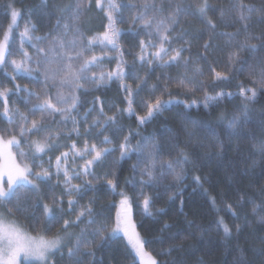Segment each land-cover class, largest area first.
Masks as SVG:
<instances>
[{
  "label": "trees",
  "instance_id": "1",
  "mask_svg": "<svg viewBox=\"0 0 264 264\" xmlns=\"http://www.w3.org/2000/svg\"><path fill=\"white\" fill-rule=\"evenodd\" d=\"M9 0H2L0 2V39L10 22V15L6 14L2 4L8 3ZM78 0H14L15 8L21 10V17L18 18L17 26L13 28V33L10 37L8 51L11 55L6 57L7 61L21 60L20 51V36L19 33L24 30L26 24H35V35H44L49 33L56 23L57 18L61 15L58 10L66 4L75 5ZM105 7L107 0H103ZM117 3L123 5L120 13L117 15L116 27L121 30V35L118 39L120 50L123 52V64L125 70V77L123 81L112 80L98 89L92 83H86L88 92H81L80 107L78 109L79 115L92 107V102L95 98L103 101V109L105 116L113 114L117 115L116 125L110 126L102 131L100 129H93L91 134L87 137L83 136V130L91 121L99 115L100 103H96L95 110L89 115L87 122H81V137L77 138L73 135L70 139L61 138V147L54 149L52 152L42 157L43 166L48 167L49 157L52 158V163H55V157L61 152L68 151L67 145L76 141L78 147H83L85 140L89 144L97 143L101 147L119 146L123 137L130 132L133 133L131 137V145L134 147L137 141L142 137H152L151 143H158L160 145L159 159L169 160L174 158L179 145L180 149H184L190 158V163L183 165V179L175 180L171 173L167 174L154 185L141 186L139 181L141 179L139 169L143 168V157H137L132 154L129 158L119 160V151L107 156L102 164H98L94 168L95 178L92 176L87 179L93 180L96 185V191H87L76 197L78 204L75 210L68 212V196L63 195V219H75L76 213L82 206L94 199L93 205L95 213H102L98 215L97 220L106 221L111 227L115 222V216L119 205L120 196L112 194L107 188L106 181L114 180L117 183V191L123 190L132 198V220L136 224V231L140 237L148 241L145 243V251L151 253L158 261L176 260L177 264H234L240 253L237 251V246L245 249V256L253 262V264H261L251 249L264 246V224L259 222L260 217L264 216V209L258 210L257 214L252 213V208L255 204H259L264 197H262L260 190L264 188V160L256 154L252 145L264 137V128H261V121H264V115L261 111L264 110V93H261L257 102L252 106L254 111L250 113V123L245 126V133L239 138H232L231 141L227 135V120L234 114H239L241 98L238 95L231 97L225 96L220 101L210 105L207 109L203 106L204 90L209 94L215 95L217 92L237 93L239 91L238 84H243L247 87H255L250 82L249 68L245 66L244 71H237L239 65H231L228 62V55L233 48H230L226 43L227 37L220 36L221 32H236L241 29L238 21L234 17V5L239 0H209V3L216 9L209 11L208 16L216 23V28L207 29L205 24L196 16L182 15L180 23L174 27L171 33L173 37L181 30L187 32V35L181 39H173L171 49L186 47L188 50L182 53L184 58H188L190 63L187 68L183 63L173 64L167 67H160L153 64L149 67L147 64H140L136 59L140 53L139 42L141 40L148 41L151 39L158 44L155 34L149 36L146 29L139 27V21L133 23L132 17L141 9L138 7L142 0H116ZM159 2V0H157ZM178 0H172L173 5ZM201 0H182L183 6L191 5L193 8ZM245 4H254L260 6L264 4V0H243ZM137 5L136 8L128 7L127 5ZM165 6H168V0H165ZM226 10L225 22L220 20L219 9ZM151 12L149 11V15ZM65 20L68 18V13L63 14ZM82 31L85 36H94L102 33L104 25L107 24V19L104 11L97 9L95 0H91V7L87 9L81 17ZM65 21H62V23ZM249 32L256 35L264 34V21L259 19L257 13L252 14L251 26ZM55 32H53V35ZM246 33L241 29L240 35L236 40H243ZM71 33L69 34V38ZM51 36L49 37V40ZM211 39V48L208 50L207 60L202 58L205 49L203 45L206 41ZM48 40L39 43V47L46 48ZM261 41L254 40L252 43L259 44ZM33 43H36L33 41ZM235 43V41L233 42ZM24 49L35 56V50L24 44ZM152 48L149 51H155ZM107 53L108 56L115 57L117 53L109 48L95 47L92 52L86 55H102ZM172 52H169L171 55ZM243 59L248 61L251 65L256 58L264 57V49L249 54L242 52ZM167 59V57H165ZM118 59L105 58L98 67L91 69V72L99 73L100 71H112L116 68ZM200 67L203 75H197V79L202 83L203 88H198L194 92H189L184 88L178 87L177 81L185 74L188 77L193 76L194 67ZM215 71L227 73L231 79L228 81H218L215 85L211 83L213 73ZM14 74L10 63L0 67V90L4 88L13 89L14 84L27 86L36 91H41L42 85L34 83L30 78L17 75L16 80L10 79V75ZM146 79V83L142 88L135 92L134 114L129 115L127 112H120V109L128 107L125 97L127 93L121 87V84L131 86L133 90L136 85ZM156 85L155 91L152 86ZM167 86L168 91H165ZM191 87V85H189ZM56 89H50V93L54 96ZM169 93L174 101H183L191 103L193 100L198 101V105L192 108H185L183 103H173L169 109L164 111L162 115L153 118L144 125H139L137 116L144 115L146 108L143 102H154L156 97H161L165 100L169 99ZM21 96L26 95L20 93ZM33 102L35 98L33 97ZM9 106L12 108H19L21 112H28L31 105H25L21 100L11 95L8 98ZM3 103L0 101V111H2ZM75 114V113H74ZM226 119L221 122V116ZM40 113L34 116L30 114L29 119L39 118ZM59 121L60 117H55ZM103 121L104 117H100ZM201 121L207 127L196 129V137L189 141L185 134L183 127L187 124L191 127V121ZM9 127L5 121L0 119V129ZM72 127L71 123L65 128L63 125L52 124L50 129L55 131L58 128H63L67 131ZM115 129H121L115 131ZM209 129H215L217 135L224 142V150L220 153L218 145L212 140ZM100 135L97 136V133ZM139 132L140 135L134 133ZM47 134H34L32 138ZM103 136H109L112 144L100 145L99 141ZM175 137V139H173ZM207 137V138H206ZM237 144H239V151H237ZM21 147L27 151L26 145ZM147 147L144 148L146 152ZM13 151H16L14 148ZM219 153V154H217ZM253 160L256 161L255 166H252ZM39 163V161H38ZM83 160L77 159L76 165H82ZM133 165L137 166V171L133 172ZM35 170H39L36 168ZM107 173V175H105ZM199 176L202 181L198 184L196 177ZM63 177H61V180ZM85 177L73 180V183L79 184ZM132 181V183H129ZM55 185L56 177L53 176L50 181ZM43 200L41 203H51V197L55 194L57 197L61 196L62 185L54 187L51 191L46 185H41ZM152 198L151 211L152 216H145L143 214L142 200L143 195ZM171 197V199H170ZM211 197L216 198V204L219 211L213 208ZM226 205H232L233 210L237 213L236 217L227 210ZM11 207V205H8ZM158 209H163V212H158ZM42 207L36 209V213L41 217L39 224H34L33 220L28 217L16 213V219L29 232H42L44 229V222L42 218ZM61 215V213H57ZM218 217H223L225 222L233 229L232 236L226 238L222 230H217L216 220ZM61 219L52 227L50 232L45 233L48 236L54 235L63 223ZM168 225V227H165ZM242 225V231L237 234L235 226ZM94 227V225L87 224V217H85L79 225L70 229L74 233H79L82 228ZM74 239V238H73ZM172 245H178L179 250L172 251L170 256L159 255L162 250H167ZM68 246H71L69 243ZM63 251L66 253L67 248ZM131 247L128 245L127 239L120 234V238L111 242L110 248H103L96 251V257L103 260V264H133V255ZM56 264H70L67 256L61 259L60 254L57 253L53 257ZM89 258H85L87 261ZM137 262H138V258ZM31 264V263H29Z\"/></svg>",
  "mask_w": 264,
  "mask_h": 264
},
{
  "label": "snow or ice",
  "instance_id": "2",
  "mask_svg": "<svg viewBox=\"0 0 264 264\" xmlns=\"http://www.w3.org/2000/svg\"><path fill=\"white\" fill-rule=\"evenodd\" d=\"M2 2V0H0ZM46 2V0H45ZM97 9L104 11L107 24L104 25V31L94 36H85L82 31L81 20L84 12L91 7V0H78L73 6L66 4L59 7L61 15L57 18L54 28L44 35H35L36 25L26 24L20 36V51L21 60L7 61L6 57L11 55L8 51L10 35L13 28L17 26L18 18L21 17V10L15 8L14 0H9L8 3L2 4L6 14L10 15V23L7 30L3 33V38L0 39V67L11 64L13 73L10 79L15 81L17 75H23L30 78L34 83L41 84V91H36L29 87L14 84L13 89L4 88L0 90V101L3 103L2 111H0V119L5 121L9 127L0 129V264H56L53 257L57 253L61 259L67 256L70 264H103V260L96 257V251L103 248H110L111 242L120 238V234L127 238L128 245L131 247L133 255V264H177L176 260L158 261L151 253L145 251V243L140 234L136 231V224L132 220V198L123 190L117 191V183L114 180H107L106 185L109 191L120 196L118 210L115 216L114 224L109 227L106 221L97 220L98 215L95 213L94 203L92 199L85 206H82L76 213L75 219H63L65 210L62 205L63 195L68 196V212L75 210L78 204L76 199L82 193L87 191H96V185L93 180L87 179L92 176L95 178L94 168L98 164H102L105 158L112 153L119 151V160L129 158L133 153L137 157H143V168L139 169L141 179L140 185H154L161 178L171 173L177 181L183 179V165L190 163L188 153L184 149H178L177 155L169 160L159 159L160 145L151 143L152 137L145 136L137 141L133 147L131 145L130 132L123 137L122 142L117 146L101 147L97 143L89 144L85 140L83 147H78L76 141L67 145L68 151L61 152L55 157V163H52V158L49 157L48 167L43 166L42 157L52 152L54 149L61 147V138L70 139L73 135L80 138L82 133L80 129L81 122H87L89 115L95 110L96 103H100L99 115L94 118L90 124L83 130V136L87 137L93 129H106L116 125L117 115L113 114L105 116L103 109V101L95 98L92 102V107L88 108L81 116L78 113L80 107L81 92H88L89 89L85 86L86 83H92L98 89L112 80L123 81L126 73L123 67V52L120 50L118 39L121 35V30L115 25L117 15L123 5L116 0H107L105 4L103 0H95ZM128 7L136 8L137 5H127ZM141 10L135 13L132 17L133 23L139 21V27L149 30L148 35L155 34L158 44L151 39L148 41L141 40L140 53L137 60L140 64H147L151 67L157 64L160 67H167L173 64L183 63L187 68L190 60L184 58L182 53L188 49L184 46L171 49L172 40L183 39L187 32L181 30L175 37L171 35L174 27L180 23L182 15L196 16L204 24L207 29H215L216 23L208 16V12L216 9L209 3V0H201L193 8L191 5L183 6L182 0H178L174 5L172 0H168V6H165V0H142L138 6ZM235 21L241 25V29L246 33L243 40H236L240 35L241 29L236 32L218 33L220 36H226V43L234 50L228 55L229 64L240 67L237 71H244L245 66L249 68L250 82L255 87H247L242 83L238 84L239 91L235 94L217 92L211 95L207 90H204L203 106L208 108L210 105L220 101L225 96L238 95L241 98L240 112L234 114L227 120L226 128L227 135L231 141L232 138H239L245 133V126L249 124L250 113L254 111L252 107L261 93H264V57H259L249 65L248 61L241 56L242 52L254 54L261 49H264V34L256 35L248 31L251 26L252 14L257 13L259 19L264 21V4L256 6L254 4H245L243 0H239L234 5ZM149 11L151 14L149 15ZM220 20L225 22L227 15L226 10L221 8ZM64 13H68V18L65 20ZM62 21H65L62 23ZM53 32L55 34L53 35ZM71 37L69 38V34ZM51 39L49 40V37ZM48 40L46 48L39 47V43ZM254 40L261 41L259 44L252 43ZM35 41L36 43H33ZM235 41V43H233ZM28 43L30 47L35 49V56L24 49V44ZM100 46L102 48H111L117 53V56H108L107 53L102 55H86L92 50ZM205 51L202 58L207 60L208 50L211 48V39L203 45ZM156 49L149 51V49ZM172 52L169 55V52ZM167 57V59L165 58ZM118 59L116 68L112 71H100L99 73L91 72V69L98 67L105 59ZM213 76L211 83L215 85L218 81H228L231 77L220 71L211 69ZM197 75H203L200 67H194L193 76L188 77L186 74L178 79V87L184 88L189 92H194L198 88H203L202 83L197 79ZM147 81L142 80L136 85L133 90L127 84H121L123 90L127 93L125 97L128 107L120 109V112H127L129 115L134 114L135 92L140 90ZM191 85V87L189 86ZM156 85L152 86L155 91ZM50 89H56L55 95L50 93ZM167 92V86H165ZM20 93L26 95L21 96ZM11 95L17 96L25 105H31L28 112H21L19 108L9 106L8 98ZM35 98L33 102L32 98ZM173 103H183L185 108H192L198 105V101L193 100L191 103L183 101H174L169 93V99L165 100L161 97H156L154 102H143L146 112L144 115H138L137 120L139 125L151 121L153 118L160 116L164 111L169 109ZM40 113L39 118L29 119L30 114L34 116ZM75 113V114H74ZM264 115V110L261 111ZM59 116L57 121L55 117ZM100 117H104L101 121ZM223 122L226 117L223 115L219 118ZM71 123L72 127L67 131L63 128H58L55 131L49 130L52 124L63 125L65 128ZM207 127L203 122L192 120L191 127L184 125L183 130L188 136L189 141L196 137V129ZM261 128H264V121H261ZM121 129H115L120 131ZM47 133L42 136L32 138L34 134ZM212 140L218 145L220 153L224 150V142L217 135L215 129H209ZM140 135L139 132L134 133ZM100 132L97 133V136ZM207 138V137H206ZM175 139V137H173ZM100 145L112 144L109 136H103L99 141ZM27 146L25 151L21 145ZM147 147V151L144 148ZM16 151H13V149ZM253 151L264 160V137H261L258 142L252 145ZM239 151V144H237ZM219 154V153H217ZM77 159L83 160L82 165L77 166ZM39 161V163H38ZM256 161L253 160L254 167ZM38 168L39 170H35ZM137 166L133 165V172L137 171ZM107 175V173L105 174ZM56 177L55 185L51 184L52 177ZM85 177L82 183H73V180ZM61 177L63 179L61 180ZM196 181L201 184L202 181L197 176ZM132 183V181H129ZM46 185L51 191L56 186L62 185V193L60 197L55 194L51 197V203H41L43 194L41 185ZM264 197V188L260 190ZM140 195H143L141 191ZM171 199V197H170ZM211 203L214 209L219 211L216 204V198L211 197ZM152 198L143 195L142 208L145 216H152L151 211ZM11 205V207H8ZM42 207V218L44 229L42 232L32 234L27 231L20 222L16 219V213H19L26 218L30 217L34 224H39L41 217L37 215L36 209ZM227 210L233 215L237 213L233 210L232 205H226ZM264 209V199L259 204L254 203L252 213L257 214L258 210ZM158 212H163V209H158ZM61 213L58 215L57 213ZM87 217V224L94 225L90 228H82L80 232L74 233L71 228L78 226L79 223ZM61 219L63 223L60 229L51 236L45 233L50 232ZM259 222L264 224V216L260 217ZM168 227V225H165ZM217 230H222L226 238L232 236L233 229L225 222L223 217H218L216 220ZM242 225L235 226V232L239 234L242 231ZM74 238V239H73ZM264 241V237L261 238ZM71 243V246H68ZM178 245H172L167 250H162L159 255L170 256L172 251L179 250ZM67 248V252L63 251ZM237 251L240 255L237 257L234 264H253L245 256V249L237 246ZM254 255L260 259L261 264H264V246L251 249ZM87 261L85 260V258ZM138 258V262L137 259Z\"/></svg>",
  "mask_w": 264,
  "mask_h": 264
},
{
  "label": "rangeland",
  "instance_id": "3",
  "mask_svg": "<svg viewBox=\"0 0 264 264\" xmlns=\"http://www.w3.org/2000/svg\"><path fill=\"white\" fill-rule=\"evenodd\" d=\"M10 23V22H9ZM9 25V24H8ZM7 28H8V26L6 27V29L5 30H7ZM12 33H13V31H12ZM11 33V34H12ZM10 37H11V35H10ZM2 38H3V36H2ZM35 50V49H34ZM118 210V209H117ZM32 233V232H31ZM32 234H35V233H32ZM127 239V238H126ZM29 263H31V262H29Z\"/></svg>",
  "mask_w": 264,
  "mask_h": 264
},
{
  "label": "bare ground",
  "instance_id": "4",
  "mask_svg": "<svg viewBox=\"0 0 264 264\" xmlns=\"http://www.w3.org/2000/svg\"><path fill=\"white\" fill-rule=\"evenodd\" d=\"M84 32V31H83ZM11 41V40H10ZM77 227V226H76Z\"/></svg>",
  "mask_w": 264,
  "mask_h": 264
}]
</instances>
